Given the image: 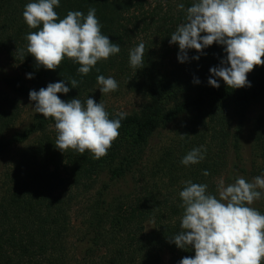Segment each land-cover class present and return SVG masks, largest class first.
<instances>
[{
	"label": "trees",
	"instance_id": "obj_1",
	"mask_svg": "<svg viewBox=\"0 0 264 264\" xmlns=\"http://www.w3.org/2000/svg\"><path fill=\"white\" fill-rule=\"evenodd\" d=\"M29 2L33 0H0V57L16 72L0 75L10 92L0 95V161L17 149L0 173V264H163L165 252L171 255L170 264H179L194 257V248L169 242L180 231L182 181L207 184L208 192L217 195L223 173H228L229 184L237 175L251 181L242 143L251 109L259 105L250 130L259 160L252 174L264 175V66L248 74L251 87L230 89L219 78V88L208 83L210 68L226 59L223 46L213 44L203 55L190 49L189 60L179 62V46L170 44V35L185 22L193 0H60L54 8L60 19L69 11L86 16L95 8L102 34L121 50L98 62L87 76L67 57L55 71L37 68L26 51V35L38 31L23 19ZM141 42L144 67L134 70L129 53ZM197 55L199 60L192 59ZM98 75L122 81L146 99L139 112L121 121L119 137L105 157L95 160L88 151L82 156L72 150L62 153L54 144V119L39 113L23 131L6 137L19 117L18 100L34 107L31 90L66 80L70 92L59 97L85 102L100 87ZM73 78L77 88L67 82ZM182 118L172 138L151 153L152 138ZM200 146L206 149L205 159L183 165V157ZM205 170L210 174L203 175ZM148 224L153 225L150 231Z\"/></svg>",
	"mask_w": 264,
	"mask_h": 264
},
{
	"label": "clouds",
	"instance_id": "obj_2",
	"mask_svg": "<svg viewBox=\"0 0 264 264\" xmlns=\"http://www.w3.org/2000/svg\"><path fill=\"white\" fill-rule=\"evenodd\" d=\"M60 0H33L25 5L23 19L30 29L26 51L35 59L37 68L55 71L67 57L80 65L77 72L87 76L100 61H107L120 52L118 43L102 34V25L96 9L87 15L69 11L60 19L54 8ZM178 8L185 9L180 3ZM42 25V27H41ZM170 44H178V60H189L188 51L201 55L204 49L218 44L223 46L226 59L220 66L210 68L208 83L219 88L222 79L230 89L251 87L248 74L256 66H264V0H193L186 9L185 22L170 35ZM23 50L21 56L23 57ZM145 44L130 50L129 63L134 70L144 67ZM192 59L199 60L200 56ZM97 71L99 69L97 68ZM215 77V78H213ZM27 78L32 79L31 73ZM103 95L118 90V82L111 76H97ZM66 81V80H65ZM65 81L49 83L39 91L31 90L35 113L55 121V147L62 153L68 150L92 154L93 159L105 157L119 137L121 121L126 113H117L110 119L102 101L88 97L62 100L58 93L68 94ZM72 88L79 82L70 79ZM194 83H200L198 79ZM185 134H181L183 137ZM203 146L193 148L181 160L185 166L199 164L205 159ZM210 173L204 171L203 175ZM185 185L179 196L183 214L180 231L169 238L178 248H194L195 256H186L179 264H262L264 262V214L252 207L264 199V175L251 181L237 175L234 182L225 185L221 180L217 194L208 192V185L182 181Z\"/></svg>",
	"mask_w": 264,
	"mask_h": 264
},
{
	"label": "rangeland",
	"instance_id": "obj_3",
	"mask_svg": "<svg viewBox=\"0 0 264 264\" xmlns=\"http://www.w3.org/2000/svg\"><path fill=\"white\" fill-rule=\"evenodd\" d=\"M0 64V75L4 72H7L9 75L16 74L14 68L5 58L0 57ZM118 85L119 88L115 92L103 95L98 89L95 93L93 92L94 94L91 95L90 98H93L97 103L102 101L105 105L106 111L109 113V116L120 112H124L126 114L139 112L140 109L144 106L146 99L143 96H140L139 94L129 90L126 86H124V83L122 81L118 82ZM9 93L10 92H8V88L2 82H0V95L4 96ZM18 101L19 117L16 123L9 130L6 131L5 135L7 138L14 136L17 132H21L26 127H28L32 123L33 116L35 114V112L32 110L34 107L30 102L24 99H19ZM260 108L261 106L259 105L251 109L249 115V122L245 128L242 143L243 160L245 167L248 171V176L250 177V180L255 177L253 176L252 171L254 167L259 164L257 153L252 145V141L250 138V130L253 123V119L256 114L260 111ZM184 119L185 118L179 119L175 124L170 125L166 129L162 130L161 133H157L152 138V140L150 141L151 153L155 154L159 148L163 147V145H165V143L172 138L174 134L173 131L178 128V124H181ZM52 129H54L55 131V126H53ZM124 134L128 137V130H124ZM16 152L17 149L13 148V151L9 154V156H7L3 161H0V173L4 168L8 166L7 163L11 164L10 161L12 160V158H14ZM228 178V173H223L222 176L217 180V182L219 183L221 180H223L225 185H227L229 184ZM252 207L257 209L261 214H264V199L254 202ZM74 219H76V217H74ZM152 229L153 225L148 224L147 230L150 231ZM162 258L163 264L171 263V255L169 253L165 252Z\"/></svg>",
	"mask_w": 264,
	"mask_h": 264
}]
</instances>
